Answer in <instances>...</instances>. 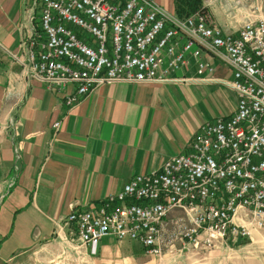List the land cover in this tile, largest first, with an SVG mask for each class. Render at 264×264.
I'll return each mask as SVG.
<instances>
[{
    "label": "built area",
    "instance_id": "1",
    "mask_svg": "<svg viewBox=\"0 0 264 264\" xmlns=\"http://www.w3.org/2000/svg\"><path fill=\"white\" fill-rule=\"evenodd\" d=\"M36 1L20 54H8L49 90L74 85L66 106L113 82H213L212 60L231 71L219 83L236 97L230 116L198 126L188 153L134 175L96 207L72 209L57 229L65 227L90 256L110 236L156 258L175 242L206 251L264 229V19L246 15L226 32L207 10L178 18L154 0H32L25 11ZM190 59L194 78L182 75Z\"/></svg>",
    "mask_w": 264,
    "mask_h": 264
},
{
    "label": "crops",
    "instance_id": "2",
    "mask_svg": "<svg viewBox=\"0 0 264 264\" xmlns=\"http://www.w3.org/2000/svg\"><path fill=\"white\" fill-rule=\"evenodd\" d=\"M154 2L173 13L172 0ZM201 2L226 32L246 18L240 0ZM31 3L0 0V264L69 248L95 264H140L136 243L107 236L90 256L65 227L57 228L72 209L96 207L134 175L157 171L166 159L188 153L204 121L230 116L236 97L219 81L230 80L231 71L212 60L213 82H113L66 106L64 96L74 85L49 90L28 80L8 54H20L19 43L37 20V1L34 11H25ZM189 62L182 75L194 78L193 59Z\"/></svg>",
    "mask_w": 264,
    "mask_h": 264
},
{
    "label": "rangeland",
    "instance_id": "3",
    "mask_svg": "<svg viewBox=\"0 0 264 264\" xmlns=\"http://www.w3.org/2000/svg\"><path fill=\"white\" fill-rule=\"evenodd\" d=\"M240 1L246 15L264 19V0ZM250 235V239L225 240L206 251L190 244L182 246L175 242L173 250L165 252L159 258L150 256L141 247L143 256L140 264H264V229L251 231ZM82 253L71 248L65 253L50 249L44 256H29L20 264H95L93 259L84 260Z\"/></svg>",
    "mask_w": 264,
    "mask_h": 264
},
{
    "label": "trees",
    "instance_id": "4",
    "mask_svg": "<svg viewBox=\"0 0 264 264\" xmlns=\"http://www.w3.org/2000/svg\"><path fill=\"white\" fill-rule=\"evenodd\" d=\"M202 0H172L173 13L178 18H183L195 11H204Z\"/></svg>",
    "mask_w": 264,
    "mask_h": 264
}]
</instances>
